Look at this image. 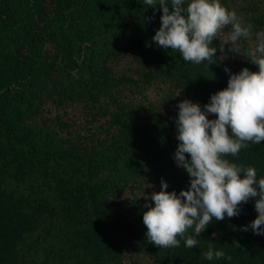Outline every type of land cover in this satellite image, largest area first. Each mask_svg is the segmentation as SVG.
<instances>
[{"label": "trees", "instance_id": "obj_1", "mask_svg": "<svg viewBox=\"0 0 264 264\" xmlns=\"http://www.w3.org/2000/svg\"><path fill=\"white\" fill-rule=\"evenodd\" d=\"M221 2L253 36L222 53L227 26L211 64L196 65L152 40L160 5L0 0V264H264V235L243 231L255 199L213 219L194 248L180 237L160 248L143 223L162 180L168 191L190 187L175 160L179 103L203 109L231 74L258 71L248 52L264 31V0ZM226 158L264 177V141ZM209 245L225 258L205 259Z\"/></svg>", "mask_w": 264, "mask_h": 264}, {"label": "clouds", "instance_id": "obj_2", "mask_svg": "<svg viewBox=\"0 0 264 264\" xmlns=\"http://www.w3.org/2000/svg\"><path fill=\"white\" fill-rule=\"evenodd\" d=\"M184 3L171 0L170 7L169 0H144L150 7H162V23L152 40L159 47L179 52L186 62L211 64L217 53L211 45L227 26L231 31L219 49L222 53L228 44L240 53L238 41L253 36V26L245 24L221 0H188L186 8ZM255 37L257 44L248 52V60L258 66V71L245 67L231 74L227 87L212 94L203 109L190 99L178 105L175 160L190 176V187L179 193L168 191V182L162 180L161 190L151 194L154 206L145 205L146 237L160 248L178 247V237L184 239L186 247H196L197 237L213 219L239 215L240 206L250 199H255L258 215L243 231L250 228L256 235H264V177L257 179L255 167L238 166L226 158L238 156L249 143L264 141V31ZM209 113L215 118L209 119ZM233 244L239 247L238 242ZM204 256L219 260L226 254L209 245ZM226 258L231 260V256Z\"/></svg>", "mask_w": 264, "mask_h": 264}]
</instances>
